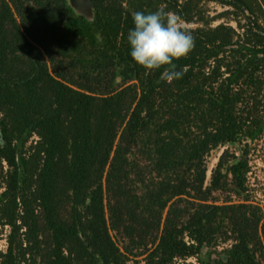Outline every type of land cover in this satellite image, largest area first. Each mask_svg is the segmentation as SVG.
Masks as SVG:
<instances>
[{"label":"trees","instance_id":"obj_1","mask_svg":"<svg viewBox=\"0 0 264 264\" xmlns=\"http://www.w3.org/2000/svg\"><path fill=\"white\" fill-rule=\"evenodd\" d=\"M157 10L171 83L127 39ZM263 138L264 0H0V264H264Z\"/></svg>","mask_w":264,"mask_h":264},{"label":"clouds","instance_id":"obj_2","mask_svg":"<svg viewBox=\"0 0 264 264\" xmlns=\"http://www.w3.org/2000/svg\"><path fill=\"white\" fill-rule=\"evenodd\" d=\"M133 22L134 28L127 36L131 58L148 71L171 66L162 75L169 83L181 78L182 72L172 70L173 61L187 57L194 48L191 32L183 28L178 17L162 10L134 12Z\"/></svg>","mask_w":264,"mask_h":264},{"label":"rangeland","instance_id":"obj_3","mask_svg":"<svg viewBox=\"0 0 264 264\" xmlns=\"http://www.w3.org/2000/svg\"><path fill=\"white\" fill-rule=\"evenodd\" d=\"M70 1L71 0H69V2ZM82 1L85 2L86 0H82ZM213 5L216 6L215 3H213ZM217 8L219 10L222 9L220 5H218ZM227 147L228 146H221L210 154V157L208 159L209 160V163H208L209 164V172H208L209 179L208 180H210L213 169L217 166L220 156L222 155V153ZM231 151L237 154H240V151L237 147L231 146ZM250 160L252 164V171L250 172V178L253 182V188H255V190L257 191L258 200H260L264 205V138L261 139L257 144L256 143L253 144L251 148V152H250ZM217 195L221 197L222 199L221 202L226 196H228L221 192L217 193ZM234 243H235L234 238L231 240H228L227 242L221 241L219 244L213 246L210 249V251L224 252L225 249L231 248ZM6 246H7L6 240H1V247L6 248ZM207 257H209V255ZM203 258L205 259L206 256L205 255L202 256V259ZM202 259H199L198 256L194 255L190 257L187 261L185 260L179 261V264H201L200 262ZM128 264H133V262L132 261L128 262Z\"/></svg>","mask_w":264,"mask_h":264},{"label":"water","instance_id":"obj_4","mask_svg":"<svg viewBox=\"0 0 264 264\" xmlns=\"http://www.w3.org/2000/svg\"><path fill=\"white\" fill-rule=\"evenodd\" d=\"M87 3H88V1L86 0V1H85V4L87 5ZM108 167H110V165H109Z\"/></svg>","mask_w":264,"mask_h":264}]
</instances>
